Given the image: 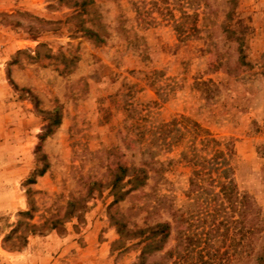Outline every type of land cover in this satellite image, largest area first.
Instances as JSON below:
<instances>
[{
  "label": "rangeland",
  "instance_id": "1",
  "mask_svg": "<svg viewBox=\"0 0 264 264\" xmlns=\"http://www.w3.org/2000/svg\"><path fill=\"white\" fill-rule=\"evenodd\" d=\"M114 223L148 264H256L264 0H0V264H136Z\"/></svg>",
  "mask_w": 264,
  "mask_h": 264
},
{
  "label": "trees",
  "instance_id": "2",
  "mask_svg": "<svg viewBox=\"0 0 264 264\" xmlns=\"http://www.w3.org/2000/svg\"><path fill=\"white\" fill-rule=\"evenodd\" d=\"M117 172L113 174V178L110 181V189L113 190V195H116L120 192V188H122L125 185H131L133 189H135L139 185V183L142 181L143 178L139 177V170L137 168H129L127 166H118ZM43 174V171L41 170L37 176H41ZM124 183L122 184V181ZM32 182L31 180H29ZM230 186H225L221 188V191L223 194H225ZM230 190V189H229ZM130 191H123L122 194H126ZM226 196V194H225ZM116 200V199H115ZM248 205V202L246 201V196L242 195L239 197V207H238V214L242 218L243 215L245 214L246 207ZM23 216H29L28 211L21 213ZM116 225V230L117 233L120 237H126L129 239V237H137L139 238V241L137 242L138 245H140V252L138 255L137 263L136 264H148L147 259L151 255L152 250L155 249V246L152 241V237L155 234V228H146V229H138L131 231L129 230L124 224H117ZM29 232L33 233L35 229H37L36 226L30 225L28 226ZM146 232L145 234H143ZM255 263L256 264H264V247L261 249V251L256 255L255 257Z\"/></svg>",
  "mask_w": 264,
  "mask_h": 264
}]
</instances>
